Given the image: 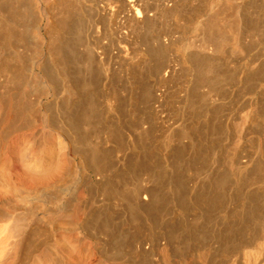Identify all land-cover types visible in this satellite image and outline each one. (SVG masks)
Masks as SVG:
<instances>
[{"label":"bare ground","instance_id":"1","mask_svg":"<svg viewBox=\"0 0 264 264\" xmlns=\"http://www.w3.org/2000/svg\"><path fill=\"white\" fill-rule=\"evenodd\" d=\"M0 184V264H264V0H0Z\"/></svg>","mask_w":264,"mask_h":264},{"label":"rangeland","instance_id":"2","mask_svg":"<svg viewBox=\"0 0 264 264\" xmlns=\"http://www.w3.org/2000/svg\"><path fill=\"white\" fill-rule=\"evenodd\" d=\"M38 92L36 91L35 93L38 95L39 94ZM36 94L33 95V98L35 96H37ZM33 98H32V95H31V100ZM43 100H44V98H43ZM37 114H39V111H37ZM38 127H39L38 131L41 132L42 128L40 126H38ZM2 187L3 186L0 184V198L1 199L4 198L3 196H4V193H5V188H7L5 186H4L5 188H2ZM78 192H80V191H78ZM15 201H14V203L16 205V203H18V201L17 200H15ZM35 203L37 205V208H36V211L30 216L29 221L33 225L37 224V226H40L42 228V231H41L42 234L41 235H42V238H44L45 233H48V228H47V226L45 224L44 216H48L49 215V217L50 216L52 217L54 212L46 211V210L44 212V201H39V202H35ZM18 204L16 206L17 208L13 211V214H17V213L19 214L22 211L23 212L25 211L23 206H20V204L18 206ZM1 224H5V222H2ZM38 236H39L38 234L37 235L35 234V235H33L31 237V240H32V244L31 245H33V244L35 245L36 244V248L32 250V254L30 256V260H28V262H25V263H22V264H46V263H48L47 262L48 260L46 259V261H45L46 257H44V240H43V242L39 243L38 240H37ZM54 237L56 238V241L59 240V236L58 235H54Z\"/></svg>","mask_w":264,"mask_h":264}]
</instances>
